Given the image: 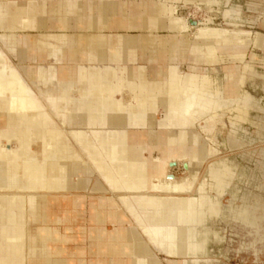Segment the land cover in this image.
<instances>
[{"label":"bare ground","instance_id":"1","mask_svg":"<svg viewBox=\"0 0 264 264\" xmlns=\"http://www.w3.org/2000/svg\"><path fill=\"white\" fill-rule=\"evenodd\" d=\"M45 1L24 0L21 3L19 0H6V6L0 4V115L6 117L4 124H0V264H27L28 258L39 254L40 250L44 254L45 246L38 248V237L34 239L33 235L37 233L36 236H39L45 230L48 236L52 232L49 227L36 228L40 221H45V217H48L44 207L55 198L52 192L71 191V198L75 195V198H78L80 196L73 191L87 188L85 178L73 180L75 176H84L87 173L84 158L70 143L73 138L82 144V150H85L87 157L96 163L110 189L123 192H117L116 197L137 223L147 226L145 232L158 250L167 255L182 256L208 253L210 236L213 235L217 239L221 237L208 225L206 216L212 214L221 217L217 213L219 198L225 193V189L232 185L231 177L237 174V167L233 163L221 167L218 164L220 162L208 166V178L205 177L206 182L197 187V190L201 191L202 187L213 185L216 195L209 196L203 192L193 194L199 167L206 156L215 154L216 151L205 152L196 132H185L179 127H193L194 122L198 124L204 120L203 130L208 129L207 121L215 123L212 126L216 129L222 122V113L229 110L236 115L230 119L231 133L236 140V127L248 121V113L245 111L251 96L245 93V101L241 106L236 103L233 107L225 102L227 97L236 94L233 83L242 84L246 71L253 70V67L246 65L241 73H238L237 66L225 68L228 75L230 73L222 86L225 88V93H222L225 102L218 104L212 91L201 89L203 83L212 85L213 80L206 76H200L198 79L195 64L190 66L188 73L183 74L178 69L177 60L191 56L200 63L215 66L225 54L232 58L242 55L245 43L252 42L254 32L241 29L238 24L243 20V8L233 5L223 12L226 23L235 28L229 33L225 29L211 28L209 24L197 19L195 20L198 25H190L188 11L187 16L176 13L174 3L178 0H161L159 3L151 1L148 6L142 2H134V5L130 3L126 17L123 14L115 16L117 0H105V10L102 13L96 12V0H89V13L82 17L75 16L72 20L69 16L59 13L60 0L50 5L55 16L46 19ZM80 1H66V7L71 14L75 15ZM181 1L186 5L190 4L189 10H193V3H219V0ZM3 7L6 8L4 12ZM204 10V7H199L200 12ZM210 17L214 18L212 15ZM72 25L101 30L111 27L146 29L147 33L141 41L143 48L147 47L145 43L153 47L149 56L151 61L158 59L169 62L166 75L160 78L155 70V75L150 78V72L145 66H141L134 86L135 76L129 73L123 63V51L109 47V64L87 66L88 68L81 65L76 81L71 79L69 68L61 67V77L58 79L59 74L55 75L53 65L39 67L35 72L39 83L46 89L44 104L19 70L16 71L6 62L5 51H16L17 44L23 40L15 30L41 31L48 26H56L60 32L45 31L40 33V37L44 38L47 47H51L50 55L55 57L56 61L62 62L63 48L58 45L62 43L69 46L74 41L73 35L63 30ZM156 29H165L170 33H155ZM255 35V42L252 44L254 48H261L264 44V34L256 32ZM91 37V40H98L101 44H110L113 38L121 44H128V60L137 55L140 48L136 38L124 37V33H99ZM41 39L40 42H43ZM32 52L34 54L33 50ZM255 55L257 58L258 54ZM92 56L94 60L95 56ZM54 78L57 79L55 91L52 90L54 86H51ZM124 92L130 94L127 101L124 100ZM159 105L164 107L166 113L165 119L159 122V127L167 126L166 136L163 132L151 131L147 142L141 138L137 143H133L135 135L126 134L122 139L119 135L116 141L112 140L114 132L110 119L142 128L148 125L150 117H153ZM46 106H49V109ZM57 119L61 120L59 125ZM28 139L38 141L40 150H30L26 146ZM91 140L93 143H90ZM16 142L19 143L18 146V143L13 144ZM11 143L13 146L9 148L7 144ZM99 146L102 149H99ZM154 147L160 151V155L151 161L149 157L146 158L145 153ZM180 157L191 158L189 175L167 180L169 161ZM238 191L232 194L234 199L239 197ZM108 197L106 194L100 195L103 200H115ZM249 210L250 207L246 204L240 206L233 219L235 223H244L246 226L248 221L251 227L254 226L258 218H248L246 215ZM116 216L110 211L111 218ZM124 230L123 252L136 256L153 255L150 247L138 236L135 225L125 226ZM147 261L151 262V259ZM133 264H144V260L133 258ZM171 264L175 262L172 261Z\"/></svg>","mask_w":264,"mask_h":264},{"label":"crops","instance_id":"2","mask_svg":"<svg viewBox=\"0 0 264 264\" xmlns=\"http://www.w3.org/2000/svg\"><path fill=\"white\" fill-rule=\"evenodd\" d=\"M20 1H24V0H20ZM60 1L61 4L59 8V13L64 14L67 17L68 16L70 18H73L75 16L82 17V16H86L89 13L90 4H91L89 0H87L86 5H84L82 2L83 0H81L80 6L78 7L79 9L80 7L83 6L84 10L83 9L82 10L86 12L78 13V9H77L75 15L71 14L69 9L66 7L67 0H60ZM224 1L230 2L231 0H224ZM131 2L133 1L126 2V0H117V13L115 16L118 17V15L121 14V8L127 6ZM134 2L137 3L143 2L148 6V4H150L151 1L137 0ZM96 3L98 4V8L96 12L102 13L105 10V6H104L105 0H100V1L96 0ZM73 25L63 30L69 33L70 35H73L74 41L71 44H69V46L64 45L62 43H59L58 45V47L62 46L63 48L62 55L58 53L59 55L62 56V62L56 61L55 57L50 55L51 47H47L45 45L44 38L41 39L40 37L41 32H45V31L60 32L61 30L58 27L52 26L53 28L52 29L50 28L51 26L50 27L48 26L47 29H42L41 31L30 30L26 32H22V31L17 32V35L19 36L21 35L20 37H22L21 39L23 40L20 41L21 44L18 43L16 47L15 55H17L18 58L12 57L11 63L14 67L20 70L24 80H26L29 83L37 81L38 87L37 89L33 87V89L35 94H37L39 100L44 104L46 103L44 99L46 96V91H45L46 89L43 84L39 83V78L37 79L36 77L37 74L35 72L37 69H39V67L41 66L47 67L49 65H53L56 71L55 75L59 74L58 79H60L61 77L60 75L61 73H59L61 67L63 69L69 68L71 71L70 73L71 79L76 81L77 75L79 73V68L81 65L86 66V68H88L87 66H92V65L104 66L105 64H109L110 62L109 47L118 48L123 51L122 54L124 58L123 63L126 65V68H128L129 73L135 76L134 86L139 77L138 69L141 66H146L148 68L150 72V74L149 73L148 74L151 75L150 78H152L155 75L154 70H156L159 73L158 75H160V78H162L163 75L164 76L166 75L167 64H169V62L159 61L158 59L157 61H151L149 56L152 53L151 51L153 47L149 46L148 43H145L147 47L143 48V44L141 41L142 38L144 37L143 35L147 33L146 30L141 28L124 29L123 27L120 28L111 27L112 29L104 28L101 30L99 28L92 29L87 26L81 27L78 25L77 26H73ZM141 30L145 33H142ZM99 33L112 34V35L113 34L116 35L117 33H124V37L130 36L136 38L138 42V46H140V48L138 49V54L132 57L130 60H128L129 57L126 58L127 57L126 50L129 48L128 44H123V43L121 44L118 42V40H116V38H113L110 44L107 42L101 44L98 42V40H91L92 38L91 35L95 36ZM40 39L43 42H40ZM54 49L56 50V48ZM32 50L34 51V54ZM92 55L95 56L94 60H93L94 57ZM125 59L127 60L125 61ZM185 62L189 63L188 66L189 70H190V66L197 64L196 60L194 58L192 59L191 56L184 57L182 60L179 61V65L181 66V64ZM219 66L222 67V73L218 71ZM201 68L205 70L204 66H202ZM209 69H211V67H208L207 69L208 72H210ZM181 71L183 73L189 72V71L185 72L182 69ZM217 71L220 75L224 73L223 64L217 65ZM210 73H214L213 70ZM56 81L57 79L54 78L53 84H51V86H54V88L52 89L54 91L57 87ZM30 84L32 85L33 83ZM128 90L130 91V88ZM227 113L230 114V112ZM110 122H111L110 124L112 125L110 126L114 132L112 138L113 141H116L119 135L120 138L122 139L124 137V134H126L127 136L135 135V137L133 138V143L134 142L137 143V141H139L141 138L143 141L147 142L149 140V135L151 131L159 132L158 130L152 129L150 125L140 128V127H131L130 125H128L127 122L124 121L118 123L115 122V120L110 119ZM160 127L161 128L159 129L161 131L167 128V126H160ZM193 127L196 126L193 125ZM193 127H186V128L179 127V128L187 132ZM172 128L175 129L177 127L172 126ZM144 132H147L148 135ZM196 134L198 135V137L203 138L199 133ZM143 135H147L148 139L144 140ZM100 148L101 146H99V149ZM154 149L157 150V148L155 147L152 148L149 151L150 154L153 153ZM82 157L84 158V160L90 162V159L87 157V155L84 156L82 155ZM175 171L176 173H179L181 172V168H178ZM93 174H97L98 178L101 177L97 169L93 168V171L89 176V182L91 181V176ZM101 178L107 183L104 177ZM100 185L102 187H105L103 183H101ZM103 191L111 192L110 189H107L106 187L105 189H103ZM61 192H62L61 190H57V191L54 190V192H52L55 198H53V200H50L49 204L47 202L46 207H44L46 216L48 215V217H45V221H40L37 224V227H39L40 229L49 227V229H51L50 232L52 231L51 234L47 236L44 230V233L38 236L36 244L40 249L42 248V245L45 246L43 248L44 254L40 250L39 254L30 256L28 258L27 264H133V258L143 259L141 255L136 256V255L126 254L125 252H123L125 247L124 229L125 226L128 225L127 221H129L128 220L129 218L126 216L123 207L120 205L118 201L103 200V198H100V195L98 194H87L82 197L77 196L78 198H75L74 196V198H71L69 194L71 193V191H69V193H66L68 191L63 193ZM110 211L115 213L117 216L111 218ZM98 212H100L101 214L99 215ZM138 236L141 238V233H139Z\"/></svg>","mask_w":264,"mask_h":264},{"label":"rangeland","instance_id":"3","mask_svg":"<svg viewBox=\"0 0 264 264\" xmlns=\"http://www.w3.org/2000/svg\"><path fill=\"white\" fill-rule=\"evenodd\" d=\"M6 0H0V4H2L3 6H6ZM47 1V2H46ZM44 3V15L45 18H53V16H55L54 12L50 9V5L56 3V0H46ZM100 1V0H98ZM153 1H157V3H159L161 0H153ZM263 0H231L229 3H227V1L224 0H219V3H209L206 4L205 3H193L194 5H192L194 8L193 10H189L188 11V18H193V19H197L199 22L205 23V24H209L211 28L214 29H219V30H226L229 33H231L233 31V29H235L234 27H231L232 24H228L226 23V19L225 16L223 17V12H225V10L227 9V7L229 6H241L243 9V20L241 21V23H238L241 26V29H251L248 27L252 26V18L256 19L257 17L264 12V7H263ZM143 3V2H142ZM178 3H182V5H185L189 8V5H186L183 1L178 0L176 1V3H174V8L177 10L176 13L178 14ZM131 4L134 5V2H131ZM204 4V5H203ZM215 4V5H214ZM47 5V6H46ZM207 6V7H206ZM199 7H204L205 10L203 12L199 11ZM212 7V9H211ZM4 9L6 10V8H2V11L4 12ZM47 10V11H46ZM209 12V13H208ZM215 13V14H214ZM176 14V15H177ZM179 15V14H178ZM210 15L215 17V20L213 17H210ZM225 15V14H224ZM210 18V19H209ZM83 19L86 20L85 17H83ZM106 21V19H105ZM224 22V23H223ZM261 22L264 24V16L261 18ZM259 25H255V28H257V30H261L260 28H258ZM219 27V28H218ZM222 27V28H221ZM260 27V26H259ZM144 29V28H143ZM146 30V29H144ZM256 32H260V31H254L252 33V42H255V34ZM262 33V32H261ZM2 33H0L1 35ZM146 35V34H144ZM252 42H246L244 48L242 49V55H239L236 58H232L230 56H228V54L223 55V57L221 58V60L214 66L212 64H206V63H200L199 61H196L197 64H199L197 66V64H195L194 66L197 67V69L195 70V72L197 74H199L198 79H200V76H206V77H210L213 80V84L211 85H207L203 83V86L201 89H209L210 91L213 92V96L215 98V100L217 101V103L222 104L224 103V98L225 96L222 97V93H225V88L222 86H224L223 83H225V80L228 79V77L230 76V73L228 75V73L226 72V67L227 66H237L238 67V73L243 72V69L245 68L246 65H250L251 67H253V70H249L246 71V75H245V79L243 80L242 84H238V85H234L233 83V87L235 89L236 94L233 96L227 97L226 102L229 105L235 107L237 104L238 105H242L244 103V98H245V93H247L248 95L251 96V100L248 101V111L246 110L245 112H247L249 114V109L252 107V104L255 102L254 97L250 94L249 91L254 92V94H263L264 92H261L260 87L258 88L257 86H253L252 82L249 81L248 86H247V90L245 88L246 86V82L248 79V75L251 77H255L258 76L259 74L257 73V71L254 68V62L257 60L256 55L257 53L253 52L251 55V61L246 60L247 58V49L249 47H252L253 44ZM253 42V43H254ZM254 47V46H253ZM6 53V51H5ZM7 54V53H6ZM7 60V58H6ZM182 59H178L177 63L179 64V61ZM8 64H10L8 61H6ZM171 63V62H170ZM218 64H223V69H224V73L223 74H219L218 71L220 73H222V67L218 68L217 71V65ZM204 66L205 70H203L201 67ZM256 66H258V68L261 67V64H256ZM260 66V67H259ZM14 67V66H13ZM146 67V66H145ZM208 67H211V69L213 70L214 73H210L212 72L211 69H209L210 72H208ZM207 68V69H206ZM14 69L17 71L18 69L16 67H14ZM178 69L181 71V66L178 65ZM146 70L149 72L148 68L146 67ZM261 71V69H260ZM20 74V70L18 71ZM154 72H156L154 70ZM183 73V72H182ZM188 73V72H187ZM186 74V73H183ZM227 74V77H226ZM22 75V74H21ZM150 77V75H148ZM160 76V75H159ZM215 76V77H214ZM224 79V80H223ZM215 80V81H214ZM215 82V83H214ZM220 84V85H219ZM211 86V87H210ZM204 87V88H203ZM217 87V88H215ZM221 87V89H220ZM214 88V90H213ZM257 90V91H256ZM217 92V93H216ZM124 96V100L127 101L130 99V94L129 93H125L123 94ZM238 101V102H237ZM237 103V104H236ZM228 112H230L229 110H227ZM227 111L223 112L222 115V119L220 123H222V125L224 126L225 123H223V119L225 117V114L227 113ZM235 111V110H234ZM238 111V110H236ZM157 112V113H156ZM164 113V118L165 119V109L163 106H158L155 113L152 115H156L161 113ZM235 112H230V116H229V120L234 118L236 115H234ZM229 114V113H227ZM54 117V116H53ZM232 117V118H231ZM162 119V120H163ZM153 123V122H152ZM151 123V124H152ZM150 123H148V125L151 126ZM196 122L193 123L194 126H196ZM215 125V123L212 122H206V125H208V129L207 130H203L202 131L205 133V137L202 136V134L197 131L195 129V127H193L190 130H193L196 133H199L203 138L199 137V142L201 144V147L204 149L205 152H211V151H216L215 154H217L219 152V149L216 147V136H215V132L216 129L213 128L212 125ZM209 125L211 127H209ZM244 128H239L238 130V134L237 136L239 138H242L244 140L246 139H250L252 138V133L256 134L257 129H252V130H248V134L246 133V126L243 125ZM213 129V130H212ZM68 130V129H67ZM90 129H88L89 132ZM228 131L229 130H222L221 133V137L220 140L223 143H227L228 142V137H229V142L232 146H243L244 143H242L241 141H239L238 139L235 140V138L232 136V131H230V134L228 135ZM27 139V138H26ZM90 140V139H89ZM209 142H211V144H209ZM18 142L13 143L14 145H16ZM28 143V144H27ZM26 143V146L32 150V151H37V149L35 148L36 146H39V148L41 147L40 143L38 141H29ZM71 145L79 152L81 153V157L82 155H87L84 151L82 150V144L79 143L78 141H76L74 138L71 139ZM90 143H93V140L90 141ZM89 143V144H90ZM12 144V143H11ZM12 144V146H13ZM34 144L36 146H34ZM146 144V143H145ZM19 145V143L17 144V146ZM143 147H145L143 145ZM215 154L212 155H208L206 156V158L204 160H206L207 158H209L210 156H213ZM151 155V154H150ZM231 160L236 163V169H237V176L234 175L231 177V182L233 183L231 186V193H227V189H225V193L222 194L219 198L220 200V204L219 207L217 208V211L219 210V212H217L218 214H220L221 216H226L231 217L232 219L235 218V213L237 212V210L239 209L240 206H242L243 204H246L247 206L250 207V210L248 212V214L246 215L248 218L251 219V217L254 216V218H258V222L254 224V226L251 227L250 222H246V226L244 223H235L236 221L233 220H229V221H218L216 223V227L217 229L220 231L221 236L223 237V239L221 241H211L209 244V250L210 253H206V254H200V255H187V256H182V255H167L166 253H164L163 251L158 250L154 244L150 241V239L148 238L147 233L145 232V228L147 227L145 224L140 225L139 223H137L134 218L132 217V215L126 210V216L129 218L127 221L128 225L126 226H130V224L135 225V227L138 229L137 231L139 233H141V239L143 240V243L147 244L150 247V250L152 251L153 255H143L142 258L144 260V264H156L157 262H159L160 264H164L162 262V259L159 256L160 254H164L167 257V260L169 262V264H171V262H175V264H199L201 262H205V263H210L212 259V263L210 264H264V235L262 234L261 230L264 231V225H263V221H264V209L260 206V205H254V206H250L247 204V200H246V186H247V172L249 173V171L251 170V167H253L255 169V174L258 173V171L256 170V162H254L253 166L252 163L250 162V170L247 168V166H249V164L247 163L246 160V156L243 154H238V155H232L231 156ZM91 162H88L86 160H83V162L86 163V167H87V173L84 176H77L76 178L74 177V181H78L81 180L82 178H85L87 180V187L89 185V176L91 175V172L93 171V168L97 169L98 173L100 176L101 173L99 172V169L96 166V163L92 160H90ZM204 162V161H203ZM220 162V163H218ZM216 163L220 164V166H224V165H231L232 162H230L228 159L226 158H222V159H218L217 162L212 161L209 163L208 166L210 165H215ZM174 173H176V171L174 170ZM177 174V173H176ZM251 174V173H250ZM95 175V174H93ZM92 175V176H93ZM97 175V174H96ZM98 176V175H97ZM103 177V176H102ZM185 177V176H183ZM182 178V177H181ZM199 173L198 176L196 177L195 181H194V187H193V191L196 190V192L198 193H207L209 196H214V194L212 193V191H215V187L212 185L211 187H208L207 185L202 187L203 190H197V187L199 188L200 185H202L204 182H206L205 178H203V180L199 181ZM234 179V181H233ZM250 181H251V177H250ZM101 184V183H100ZM100 184H97V186L95 187L98 190H101L102 192L98 193V195L100 194H106L111 198L112 200H118V197H116L117 192L123 193L120 190L117 191H113L110 189L111 192L108 191H103V189H105V187H102ZM251 183H250V190H251ZM110 187V186H109ZM256 184L254 185V194L255 195H262L264 196V192H261L260 190H258L256 188ZM239 190V191H238ZM236 191H238V195L239 197L237 199H234V197L232 196V193H236ZM227 193V195L224 197V195ZM78 196L81 195H87V194H81V193H77ZM244 195V196H243ZM76 196V195H75ZM224 197V198H223ZM242 197H244V200H242ZM223 198V202L225 205L229 204L230 201H232L230 203V205H228L227 207H224L222 204L221 199ZM251 203V202H250ZM228 213V214H227ZM212 215V214H211ZM209 215L206 216L209 219L211 218H216L217 216L215 215ZM36 228H39L36 226ZM253 234H252V233ZM137 233V232H136ZM37 233H34L33 237L34 239H37L38 236H36ZM258 239V240H257ZM142 243V242H140ZM207 254L209 255L208 257H210V259L207 257ZM148 259H151V262L147 261ZM178 259H182L181 261ZM153 260V261H152ZM205 263H201V264H205Z\"/></svg>","mask_w":264,"mask_h":264},{"label":"water","instance_id":"4","mask_svg":"<svg viewBox=\"0 0 264 264\" xmlns=\"http://www.w3.org/2000/svg\"><path fill=\"white\" fill-rule=\"evenodd\" d=\"M130 1L134 2L137 0H126V2H130ZM143 1H153V0H143ZM20 2L23 3L24 1H20ZM82 2L84 5L87 4L86 3L87 0H83ZM262 3H263V7H264V0ZM130 5L131 4H128V6L121 8V14H123V16H125V17H126V15L128 16V12H129L128 9H129ZM82 9H83V6L78 9V13L86 12V11H83L84 9L83 10ZM178 9H179L178 10L179 15L187 16V11H189L188 7H186L185 5H182V3H178ZM263 16H264V12H262L257 17L256 22H255V19L252 18L253 19L251 22L252 26L248 27V28H251L250 30H253V31H260L264 34V24L261 22V18ZM214 20H215V17H214ZM188 21H189L190 25H193V26L198 25V21L193 19V18H188ZM255 25H259L260 27L258 26V28H260L261 30H257V28H255ZM15 31H16V33L20 32V30H15ZM0 33H2V32L0 31ZM142 33H145V32L142 31ZM155 33L167 35L170 32L168 30H165V29H156ZM253 52L258 54L257 60L254 63V68L259 75L255 76V77H251L248 75V79H247L245 88L247 89L248 83H249V81H251L253 86H257L258 88L260 87L261 92H264V77H263L264 76V44L261 48H254L252 46V47H249L247 49V60L248 61H251V55ZM6 53H7V55H6L7 61L12 65V63H11L12 57H15V58H18V57H17V55H15V51L12 52V51L7 49ZM256 64H261V67L259 66L260 68H258V66H256ZM188 66H189L188 62L182 63L181 69L185 72L189 71ZM218 68L220 70L221 67L219 66ZM260 69H261V71H260ZM30 83H33L32 87L37 89V87H38L37 81L36 82H30ZM249 92L254 97L255 102L252 104V107L249 109L248 121H245L236 127L237 131H236V135H235L239 141L244 143V145L242 147L241 146H232L229 142V137L227 139L228 140L227 143H223L220 140L222 130H229L228 135L230 134V131L232 130V126H231V123L229 120L230 114H225V117L223 119L225 125L223 126L222 123H219L218 126L216 127V132H215L216 143H217L216 147L219 149V152L213 156H210L206 160H204L202 165L199 167V178L198 179H199V181H201V180H203V178L208 176L207 171H208V165L210 162L218 160V159L226 158L230 162H232L233 164L236 165V163H234L231 160V156L243 154L246 156L247 163L249 164V166H247V168L250 170V162L252 163V166L254 165L253 163L256 162V168H257L256 170L258 171V173L255 174V169L253 167H251V170L249 171V173L247 172V186H246L247 187L246 188L247 204L250 206L260 205L264 209V196L254 194V185L255 184H256V186H257L256 188L258 190H260L261 192H264V95L263 94H256L255 95L254 94L255 91H253V92L249 91ZM36 96H37V94H36ZM46 108L49 109V106H46ZM163 118H164V113L162 114V112H161L159 114L154 115L153 117H150L149 123L151 124L153 122L151 124L152 125L151 128L154 130H158L159 132H163L162 134H164L166 136V133H167L166 129L162 130V131L159 129V128H161V127H159V122L162 121ZM5 119H6L5 116L0 115V124L3 125L5 122ZM57 123L59 125L61 123V120L57 119ZM204 123H205L204 120H202L200 123L196 124L195 129L197 131H199L202 134V136L205 137V133L201 129L202 125H204ZM243 125L246 126L245 128L247 130L246 131L247 134H248V130L257 129L256 134L252 133V138H250V139L248 138L246 140L239 138L237 136L238 130L240 127L244 128ZM144 133L147 134V132H144ZM147 135H143L144 140L148 139ZM69 138H70V135H69ZM70 142H71V140H70ZM209 144H211V142H209ZM7 145L9 148L12 147L11 144H7ZM34 146H36V145L34 144ZM35 148L37 150H40L39 146H36ZM159 155H160V151H158L156 149L153 150V153L151 155L148 152L145 153L146 158L149 157V159L151 161H154L157 158H159ZM190 160H191V158H183V157L171 159L169 161V165L167 166L166 179L167 180L177 179V178H181L183 176L189 175V173H190ZM178 168H181V172H179L177 174L174 173V170H177ZM236 171H237V169H236ZM250 177H251V181H250ZM75 178H76V176H75ZM100 178L101 177L98 178V176L96 174L91 176V181L89 182V185L86 189H79V190H75L73 192L74 193H81V194H98V193L102 192L101 190H98L95 188L97 186V184H99V183H103V185L107 189H110L109 185L102 178L101 179ZM233 181H234V179H233ZM250 183L252 184L251 190H250V186H249ZM231 186L228 188L227 193H229V192L231 193V191H232ZM196 193H197L196 190H194L193 194H196ZM212 193L214 195H216L215 191H212ZM227 193L224 195V197L227 195ZM223 198L221 199L223 206L227 207L228 205H230V203L232 201H230L229 204L225 205L223 202ZM116 201H118L120 203V205L123 207V210L126 211V209L122 205L121 201L119 199ZM222 220L229 221V220H233V219L231 217H229V214H228V217L221 216V217L211 218L208 221V225L211 226L214 230H216L220 234V237H221L220 239H217L213 235L210 236V241H209L208 246H207L208 254L210 253V250H209L210 242L211 241H221L223 239L220 231L216 227V223L218 221H222ZM32 225H34V224H32ZM263 225H264V221H263ZM261 232L264 235V231L261 230ZM262 241H264V240H262ZM208 254H207V257L209 256ZM159 256L162 259V262L164 264H169L167 257L164 254L159 253ZM208 258L210 259V257H208ZM178 260L181 261L182 259H178ZM210 260H211L210 263H212V259H210ZM201 263H205V262H201ZM201 263H199V264H201ZM210 263H205V264H210Z\"/></svg>","mask_w":264,"mask_h":264}]
</instances>
